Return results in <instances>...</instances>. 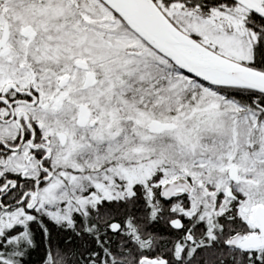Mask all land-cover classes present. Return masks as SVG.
<instances>
[{
  "label": "snow or ice",
  "instance_id": "1",
  "mask_svg": "<svg viewBox=\"0 0 264 264\" xmlns=\"http://www.w3.org/2000/svg\"><path fill=\"white\" fill-rule=\"evenodd\" d=\"M0 264H264V0H0Z\"/></svg>",
  "mask_w": 264,
  "mask_h": 264
}]
</instances>
